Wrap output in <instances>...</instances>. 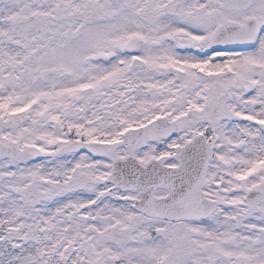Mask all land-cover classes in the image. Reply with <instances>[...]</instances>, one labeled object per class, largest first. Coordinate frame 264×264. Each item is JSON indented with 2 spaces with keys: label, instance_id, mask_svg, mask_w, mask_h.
<instances>
[{
  "label": "flooded vegetation",
  "instance_id": "flooded-vegetation-1",
  "mask_svg": "<svg viewBox=\"0 0 264 264\" xmlns=\"http://www.w3.org/2000/svg\"><path fill=\"white\" fill-rule=\"evenodd\" d=\"M38 3L55 6L57 9L54 18L60 17L65 23H69L70 20L76 22L63 33L64 46L60 50L64 54V65L51 63L52 48L46 46L45 35L53 33L52 30H48L47 23L52 20L47 16L43 18L40 13H25L26 7ZM8 6L20 8L16 10L17 13L14 16L24 18L27 15L31 21L40 20L43 26L39 31L29 32V34L42 35L35 36L37 41L33 47L19 44L14 35L5 34L2 30L0 89L5 82L17 89L24 85L28 74H30V83L36 82L41 84L40 86L53 87V84L48 85V77L43 75V71L48 68L60 69L55 81L64 77L65 87L72 86L79 78L93 81L90 77L95 75V70L99 69L98 63L106 64L108 67L119 65L114 61L115 59L127 63L129 60L126 53L136 52V49L144 44L145 53L148 55L151 50L158 49L162 38L157 34H161V24L168 19L173 26V29L168 32L171 34L168 37L171 45L176 47L178 52L189 48L194 52L196 59L203 60L200 66L205 70L199 73L208 81L209 86L205 93H190L186 89H180L173 104L174 133L170 137L154 141L160 145V150L155 157L174 155L173 158L163 162V167L179 168V172H183V176L189 180L188 173L191 169L180 167L182 157L186 156L188 151L181 148L199 136L194 153L204 158L206 153L210 152L204 187L207 197L223 199L241 188L244 173L240 170L239 163L240 140L237 134H234L232 141H229L228 130L233 129L239 133L238 131L243 130V125L240 128L239 123L248 124V126L251 123L254 127L256 123L245 118L261 115L260 106L254 100L253 93L256 86L264 83L260 73L264 53L254 55L251 50L260 30L264 28V0H0L2 28L5 27L3 23L8 21L2 10ZM122 16L150 32L149 37L143 39L144 44L138 36L127 37L125 29L121 32L123 36H118V38L121 37L120 39L111 36L119 20L123 19ZM20 20L21 24L15 28L25 23V19ZM220 32L236 34L234 38L237 44L228 47L229 43H227L226 47H218L220 45L213 40ZM13 34L23 33L16 31ZM181 34L193 35L191 39H188L181 38ZM250 34H252V43L245 46ZM221 48L226 49L221 50ZM123 65L127 64L123 63ZM131 65L148 69L150 63L138 58L133 60ZM218 68L220 71L215 72ZM163 69L167 71V68ZM94 88L93 84L92 86L88 84L70 96L74 98L73 102L77 105H72V101L69 102V100L68 104H64V128L49 127V130L41 131L37 127L30 126L22 132H15L16 138L10 132L12 128L7 114H1L0 163L3 166L22 167L28 170H33L31 167H38V170L42 172L45 167L58 165L64 162V159L79 155L85 156L90 161L107 158H97L86 149L77 153H62L63 147L75 140L107 141L100 140V134L98 137L101 129L95 125L97 121L94 120V108L90 106L88 109L87 106L100 100V93L98 96L93 94ZM51 97L52 95L48 97L49 103H51ZM38 99L35 100L38 101ZM80 104L82 106L78 107ZM75 106L78 108L77 112L72 110ZM98 112L100 113V109ZM44 115L48 119L46 112ZM106 115L105 112L102 114V116ZM89 119L92 120L88 121ZM229 119H231L230 123ZM77 124H80L78 128H76ZM128 126L118 127L123 130ZM36 128L41 132L38 140L35 136ZM107 129L109 128L105 130ZM53 134L58 140L55 143L51 140ZM233 151H236L237 156L235 163L231 161H234L232 156L235 152ZM233 165L234 169L230 171V166ZM18 176L22 180V186L19 190L10 192L15 196L18 204L15 208L16 221L11 224H0V264H12L8 259L11 256L14 257L13 264H64L67 261L64 259V233L68 232V229L64 231V189L56 191V185H53L52 178L48 177L50 175H38L26 181H23L25 176L21 172ZM178 176L180 179V173ZM56 183L64 187L62 181H56ZM96 186L100 191V187ZM160 190L162 191L160 196L166 194L164 188ZM18 192L29 196L18 194ZM98 194L96 187L92 184L85 198L97 197ZM2 195L5 194L2 193ZM88 202V208L81 202L78 209L79 215L90 219L86 212L95 207L96 203L100 202V198L96 202L91 199ZM2 204L5 202L2 201ZM28 213L34 215L33 222H21ZM162 221L179 223V221ZM92 224L102 226L97 223ZM96 262L100 264V261Z\"/></svg>",
  "mask_w": 264,
  "mask_h": 264
},
{
  "label": "rangeland",
  "instance_id": "rangeland-1",
  "mask_svg": "<svg viewBox=\"0 0 264 264\" xmlns=\"http://www.w3.org/2000/svg\"><path fill=\"white\" fill-rule=\"evenodd\" d=\"M50 6L51 4L38 3L26 7L25 11H37L53 20L47 23V28L52 30L53 34H46L45 42L47 47L52 48L51 63L64 65V54L60 50L64 46L63 33L76 22L70 20L69 23H65L64 19L60 17L54 18L56 10L49 13ZM17 9L20 8L17 6L3 8L2 11L4 16H7L8 22L3 23L5 27L2 28L0 19V34L4 30L5 34L14 35L19 44L33 47L37 41L35 36H39V34H29V32L41 30L40 27L43 24L40 20H27L19 28L13 27L10 16ZM122 17L126 19L125 16ZM124 29L119 21L111 36L118 38ZM16 31L23 34H13ZM125 33L130 36L132 34L127 30ZM40 36L42 35L40 34ZM153 53L156 56L154 65L161 64L163 61L176 63L170 51L155 49ZM125 64L127 63L125 62ZM104 66L106 64L100 71L101 81L95 75L90 77L93 81L79 78L69 89L73 94H76L79 88L100 82L99 85H95L94 95L98 96V92L102 89L109 90L105 95H99L100 100L97 103L87 105L88 109L90 106L94 108V120L97 121L95 125L101 129L98 132V137L100 134L108 139H114L120 135L122 128L119 129L118 126H123V128L128 125L134 126L158 116L173 120L174 99L180 93L181 88L190 91V93H205L209 86L204 77L197 75L196 79L190 77L188 79L182 74L179 75V72L174 68L167 71L128 69L125 71L128 74L132 70L139 74L145 73L146 78L135 80L128 76V80L125 82L119 80L115 84L114 78L109 79L113 75L114 70L111 68L114 66L105 68ZM187 66L189 69H183L184 72H194L192 64ZM118 70L123 71L124 69L121 67ZM260 73L264 79V66L260 67ZM29 80L30 74L26 76L24 85L17 89L10 88L6 82L1 89L3 91L10 89L3 95L5 96L4 100L0 99V112L7 114L12 128L10 132L16 138L15 132H22L30 126L37 127L41 131L49 127H63L64 104L72 101V105H77L73 102V97H64V78L57 80L58 84L59 82H63V84L62 88L56 89L55 93L51 91L52 88L49 90L46 86H40L41 84L36 82L30 83ZM118 84H121V90H118ZM20 88L21 92L18 91ZM50 92L52 93L51 103L46 97L38 99V101L35 100L36 96H45ZM113 92L119 94V101L117 96L112 97ZM253 94L254 100L260 106L261 115L245 119L254 121L256 126L253 127L251 123L250 126L239 123L240 128L243 125V130L238 131L239 133L233 129L228 130L229 141H232L234 134H237L240 140L238 151L240 153V170L244 173L242 175L243 183L240 184L241 188L234 191L233 194L218 199L221 205L217 212L204 221L169 223L160 219L147 218L133 209L129 200L135 196L133 193L119 192L106 184L104 176L109 170L114 155L129 153V149H120L108 158L98 161H90L83 155L67 158L58 165L43 168L42 172L38 170V167H31L33 170L20 169V172L25 176L23 181L33 179L38 175H50L48 177L52 178L53 185H56L55 190L64 189V231L68 229V232L64 233V259H67L64 264H77L81 257L88 260L97 259L100 264H264V233L259 231L260 228H264V203L256 214L247 213L243 203L244 191L249 187L260 186L264 181V83L256 86ZM32 95L36 96L32 97ZM11 100L12 106L6 105L5 102ZM107 104L112 106L110 108L101 107L109 106ZM81 106V104L78 105V107ZM99 108L100 113L98 112ZM76 109H78L77 106L72 110ZM48 111L50 112L47 113ZM45 112L48 119L45 118ZM104 112L107 113L106 116H102ZM230 122L231 119H229ZM79 126L80 124H77L76 128ZM37 128L36 140L41 135ZM106 128L109 129L105 130ZM51 140L53 143L58 141L54 134ZM159 148L160 145L153 142L133 151L132 154L139 162L143 163L150 157H155ZM233 152H235L232 156L234 161H231L235 163L237 156L236 151ZM233 169L234 165L230 166V171ZM13 171L14 167L3 166L0 163V193L5 194L4 207L0 200V224L15 222V215L11 208L17 207L18 204L15 203L16 198L10 192L19 190L22 180L15 176ZM56 181H62L64 187L59 186ZM92 184L99 193L97 197L100 198V202L96 203L95 207L86 214L91 216L94 213H109L114 221L108 226L93 225L89 219L79 215L78 208L81 202L88 208V200L93 198H85ZM96 185L100 187V191ZM161 193V190L156 191V195ZM18 194L29 196L22 192H18ZM92 211L93 213H91ZM33 220L34 215L28 213L21 222L28 223ZM8 259L12 264L14 263L13 256Z\"/></svg>",
  "mask_w": 264,
  "mask_h": 264
},
{
  "label": "water",
  "instance_id": "water-1",
  "mask_svg": "<svg viewBox=\"0 0 264 264\" xmlns=\"http://www.w3.org/2000/svg\"><path fill=\"white\" fill-rule=\"evenodd\" d=\"M236 34H216L213 42L218 45H232ZM214 46V44H213ZM219 47V46H218ZM223 47V46H222ZM53 74V70L46 71ZM173 134V123L164 118H157L145 126L131 129L124 133L120 142L107 144L87 143L85 147L103 154L113 151L120 145L129 144L132 148H139L148 141L160 137H168ZM194 142L190 141L184 149L189 151L180 165L184 168H193L188 175V180L177 168H162V162L166 158L151 159L144 166L132 156L117 159L113 163L109 181L113 182L121 190H131L137 193V198L132 200L133 207L142 214L150 217H159L167 220H201L211 215L216 207V202L204 197L202 187L205 184V164L207 158L202 161L195 157ZM79 142L71 143L64 151H79ZM187 153V152H186ZM196 168V169H195ZM164 169V171H163ZM185 173V172H184ZM156 187H166L168 192L162 197H155ZM244 201L249 212H256L257 206L264 201V185L262 189H249L245 193ZM96 221L104 223L112 222L110 216L98 217ZM82 264H88L82 262ZM95 264V262H94Z\"/></svg>",
  "mask_w": 264,
  "mask_h": 264
},
{
  "label": "bare ground",
  "instance_id": "bare-ground-1",
  "mask_svg": "<svg viewBox=\"0 0 264 264\" xmlns=\"http://www.w3.org/2000/svg\"><path fill=\"white\" fill-rule=\"evenodd\" d=\"M121 24L130 29L132 33L135 34V36H139L140 40H142L145 36L148 35V31L144 28V27H140L135 25L134 23H132L129 20H121ZM161 34L160 37H163V41L159 47V49H165L166 51H170L172 52V57L174 59V61L177 62H181L183 65L186 64H201L203 62V60H198L194 57V55L190 52V51H186L183 52L182 54H179L178 51H174V49L172 50V46L170 44V41L167 39V32L170 29H173L172 24L169 22L168 19L164 20V22L161 25ZM159 35V34H158ZM187 36L189 35H193V34H186ZM252 54L254 55H262V53H264V28L260 30V33L258 35V39L256 40V42L254 43V45L252 46V50H251ZM128 56L130 58H139L141 59V61H144L147 57L146 53L144 52V50L140 47L135 53H129ZM116 61V59L114 60ZM148 61L151 62L150 64H152L153 62H155V56L153 54H151L148 57ZM195 62V63H194ZM101 66V63H98L97 66ZM99 66V67H100ZM217 70H220L219 68ZM63 82H59L57 89L58 88H62ZM65 84V81H64ZM6 93V91L1 92L0 93V98L3 99V95Z\"/></svg>",
  "mask_w": 264,
  "mask_h": 264
}]
</instances>
